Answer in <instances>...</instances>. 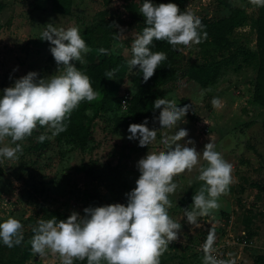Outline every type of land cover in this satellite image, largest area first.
Listing matches in <instances>:
<instances>
[{
    "label": "rangeland",
    "instance_id": "1",
    "mask_svg": "<svg viewBox=\"0 0 264 264\" xmlns=\"http://www.w3.org/2000/svg\"><path fill=\"white\" fill-rule=\"evenodd\" d=\"M37 3L39 7L34 6ZM128 3L129 0H74L71 13L66 15L55 12L47 0H0V90L28 71H36L38 78L58 71L49 42L40 39L44 24L49 22L57 27L75 26L83 37L87 26L109 20L114 14L121 20V35L114 40L113 50L130 59L137 22L126 7ZM186 5L195 16L211 19L228 16L234 5L246 7L250 13L257 10L251 0H187ZM233 37L256 48V33L249 26L238 28ZM179 48L185 61L203 60L197 43ZM137 68L132 70L128 65V73L131 75ZM256 71L255 60H239L223 68L217 82L207 88L185 77L173 86L157 89L162 99H171L178 106L189 105L177 125L188 130L183 140L190 138L197 151H201L211 139L216 150L232 164L231 182L217 197L218 206L198 217V227L183 216L184 208L190 207L194 192L203 183L196 176L206 161L199 159L191 171L173 176L176 190L169 194L168 214L181 228L177 238L160 253L159 264H202L201 246L210 230L214 242L222 247L220 252L237 257L234 264H253L254 256L264 252V191L255 184L264 181V107L253 102ZM122 90H134L129 79ZM212 97L220 98V107L212 106ZM159 111L148 120L150 130L158 127L153 121ZM38 131L54 138L47 127ZM94 131L95 140L87 149L62 150L55 143L42 158L26 151L30 144L26 138L16 142L10 137L0 140V145L21 144L13 164L0 158V219L14 217L21 224V232L26 233L31 228V222L26 220L39 219L43 207L64 211L69 216L73 211L83 215L88 206L125 203L124 194L134 189L139 177L136 163L147 152L165 150L160 140L173 133L175 127L158 129L153 142L144 148L138 146V141L129 140L127 129L116 128L113 120L97 118ZM25 264L58 262L51 253L40 256L33 252Z\"/></svg>",
    "mask_w": 264,
    "mask_h": 264
},
{
    "label": "clouds",
    "instance_id": "2",
    "mask_svg": "<svg viewBox=\"0 0 264 264\" xmlns=\"http://www.w3.org/2000/svg\"><path fill=\"white\" fill-rule=\"evenodd\" d=\"M251 3L261 6L264 0H251ZM139 13L145 18V27L132 40L127 63L132 70L138 66L145 82L165 60L162 52L150 49L154 39L165 41L172 50H179L177 46L199 43L206 36L199 31L203 27L199 17L191 12H180L171 2L154 4L153 0H142ZM44 25L40 39L49 42L58 71L39 78L36 71H28L11 86L0 90V140L10 137L12 142L22 141L37 125L46 126L56 135L64 130L69 112L82 100L95 98L89 77L70 62L83 64L84 54L89 51L79 29L57 27L52 22ZM211 104L214 108L220 107V98L212 97ZM152 109L154 113L160 110L153 121L158 127L150 130L147 119L139 124L131 123L127 129L129 140L138 141V146L144 148L153 142L158 129L175 127V131L162 136L160 143L165 150L147 152L136 163L139 177L134 189L124 194L125 203L88 206L83 209V215L73 211L65 219L52 216L38 220L31 237L34 253L40 256L51 253L58 264H73L74 259L85 258L87 264L102 261L104 264H159L160 253L177 238L181 228L168 214L169 194L176 190L173 176L191 171L199 159L206 161V166H200L196 176V180L203 183L194 192L190 207L184 208L183 217L198 227V217L218 206L217 197L231 182L232 164L216 150L211 139L201 151H197L190 138L183 140L188 130L177 125L189 105L178 106L171 99L161 98L153 102ZM45 138V134L37 136L41 142ZM20 150L19 143L14 147L0 145V158L13 164ZM22 239L17 219L11 216L0 219V243L12 247ZM214 239L212 231H208L201 246L202 264H234L231 259H219L212 254Z\"/></svg>",
    "mask_w": 264,
    "mask_h": 264
},
{
    "label": "trees",
    "instance_id": "3",
    "mask_svg": "<svg viewBox=\"0 0 264 264\" xmlns=\"http://www.w3.org/2000/svg\"><path fill=\"white\" fill-rule=\"evenodd\" d=\"M52 9L61 14H70L74 0H47ZM154 4L173 3L180 12H191L186 5L187 0H154ZM142 0H129L126 7L131 11V16L137 22L136 32H141L145 27V18L139 13ZM35 7H39L35 4ZM106 13V12H104ZM194 14V13H193ZM195 15V14H194ZM203 27L200 32L206 33L199 43V51L203 57L200 62L185 61L182 50H172L165 41L153 40L149 45L152 51H159L165 55V60L154 70V74L146 82L138 68L130 75L128 73L127 57L117 54L113 50L114 40L117 39L119 23L121 20L114 14L109 20H102L85 28L83 38L89 51L84 58V63L70 61L80 71L85 73L96 95L92 101L82 100L77 107L69 112L64 120V130L54 135L52 139L48 134L43 142L37 140L38 129L46 126L37 125L30 136L29 146L26 151L45 157L47 152L58 145L62 150H71L78 147L85 150L95 140V121L103 117L104 121L113 120L116 128L128 129L131 123H141L145 119L150 120L155 113L152 104L156 99H161L157 89L161 86H173L182 78L194 80L202 87L207 88L219 79L223 68L239 62L249 63L253 60L257 63V71L253 83V102L264 107V5L257 6L254 13H250L246 7L234 5L230 14L220 19H211L207 16H198ZM249 26L256 33V48L247 43L234 39L235 32L240 27ZM135 37L132 38V40ZM98 50V52L93 51ZM103 50V51H102ZM241 66V63H240ZM126 79L130 80L133 91H123L122 87ZM101 93V97L99 94ZM123 100H126V108L123 109ZM2 168H0V174ZM264 191V181L255 183ZM244 190V189H243ZM55 216L57 219H65L68 213L43 207V213L38 219L31 217L26 220L31 222L29 231L23 234L19 244L8 247L0 243L1 264H25L32 256L31 237L33 227L40 219H49ZM214 243V242H213ZM74 264H87L85 259H75ZM101 264H104L102 261ZM253 264H264V252L256 254Z\"/></svg>",
    "mask_w": 264,
    "mask_h": 264
},
{
    "label": "built area",
    "instance_id": "4",
    "mask_svg": "<svg viewBox=\"0 0 264 264\" xmlns=\"http://www.w3.org/2000/svg\"><path fill=\"white\" fill-rule=\"evenodd\" d=\"M123 109L126 108V100H123ZM234 242H236V240H233ZM219 245H222L221 243H219ZM202 248V247H201ZM222 247H219L218 246V243L217 242H214L213 243V251H212V254L214 256H216L217 258L219 259H225V260H228V259H231L234 261V263L238 262V259L236 256H232V255H226L224 253H221L220 250H221Z\"/></svg>",
    "mask_w": 264,
    "mask_h": 264
}]
</instances>
